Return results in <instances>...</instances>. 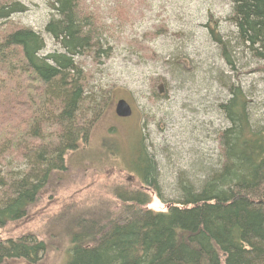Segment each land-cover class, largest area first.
I'll return each mask as SVG.
<instances>
[{"label":"trees","instance_id":"obj_1","mask_svg":"<svg viewBox=\"0 0 264 264\" xmlns=\"http://www.w3.org/2000/svg\"><path fill=\"white\" fill-rule=\"evenodd\" d=\"M46 1L44 32L59 49L44 55L40 33L11 21L24 6L0 0V228L23 218L52 175L65 170L66 155L87 141L109 100L91 90L89 72L77 63L114 49L99 11L82 0ZM229 2L233 37L225 40L211 23L209 35L231 69L238 50L264 73V0ZM157 30L167 33L164 25ZM225 87L217 162L196 179L179 172L177 198L165 200L139 138L132 172L166 209H148L150 199L137 191L116 192V213L75 221L65 264H264V116H255L239 83L228 79ZM46 249L33 234L0 238V264H36Z\"/></svg>","mask_w":264,"mask_h":264},{"label":"rangeland","instance_id":"obj_2","mask_svg":"<svg viewBox=\"0 0 264 264\" xmlns=\"http://www.w3.org/2000/svg\"><path fill=\"white\" fill-rule=\"evenodd\" d=\"M16 1L25 11L12 15L11 21L40 33L44 55L58 50L44 32L50 14L47 1ZM82 4L99 11L105 39L114 49L107 57L101 51L95 60L86 55L77 63L89 72L91 90L106 91L109 100L87 141L66 155L65 170L52 175L23 218L0 228L3 239L33 234L44 240L47 249L36 264H65L71 235L78 229L75 221L116 213L120 208L116 192L137 191L150 199L148 209H166L132 172L139 138L155 161L165 200L177 198L179 172L196 179L204 167L215 164L217 133L227 126L217 109L228 96L226 80L239 83L252 100L255 116H264V73L253 71L262 63L235 49L231 69L206 27L208 23L217 27L225 40L233 37L235 28L227 20L229 0H82ZM159 25L167 33L155 35ZM120 99L132 107L128 118L115 115Z\"/></svg>","mask_w":264,"mask_h":264},{"label":"water","instance_id":"obj_3","mask_svg":"<svg viewBox=\"0 0 264 264\" xmlns=\"http://www.w3.org/2000/svg\"><path fill=\"white\" fill-rule=\"evenodd\" d=\"M114 112L115 115L119 118H128L132 115L133 110L126 100L120 99L115 104Z\"/></svg>","mask_w":264,"mask_h":264}]
</instances>
